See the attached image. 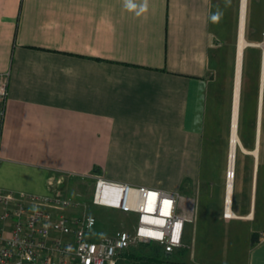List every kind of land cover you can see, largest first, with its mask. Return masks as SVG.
Returning <instances> with one entry per match:
<instances>
[{"label": "crops", "instance_id": "0c3cea01", "mask_svg": "<svg viewBox=\"0 0 264 264\" xmlns=\"http://www.w3.org/2000/svg\"><path fill=\"white\" fill-rule=\"evenodd\" d=\"M227 1L238 9V31L241 0ZM215 3L0 0V189L47 194L52 174H99L174 191L191 181L200 194L201 173L211 168L205 143ZM260 99L261 86L258 125ZM257 127L253 152L240 145L253 154L247 211L235 207L233 183L234 217L222 215L226 227L249 226L244 264H264ZM224 231L226 239L237 237ZM209 248V259L195 264H236Z\"/></svg>", "mask_w": 264, "mask_h": 264}, {"label": "rangeland", "instance_id": "374dc122", "mask_svg": "<svg viewBox=\"0 0 264 264\" xmlns=\"http://www.w3.org/2000/svg\"><path fill=\"white\" fill-rule=\"evenodd\" d=\"M216 15L211 35V67L214 100L207 110L209 136L207 144L210 152L211 168L209 173H201L199 179L200 194L192 191L191 181H185L178 191L195 200L193 223L186 224L183 234L184 246L165 256L152 243L139 244L131 247L125 255L119 257L118 264H141L142 259L154 256L160 259V264H195L208 258V249L212 255L221 259L223 263L234 261L236 264L245 263V233L249 229L243 224L224 226L222 215L225 210L226 185L228 176V157L230 151V129L232 120V101L235 77V54L237 45L238 9L234 1L230 5L227 0H215ZM234 5V6H233ZM264 0H247L246 9V41L260 42L263 28ZM239 21V19H238ZM252 44V43H251ZM261 85L260 50L257 47H247L243 52V64L240 86L239 116L237 134L241 146L245 151L255 149L258 126V98ZM259 192L261 197V177L264 171V82L263 99L259 117ZM207 147V148H209ZM241 147L236 149L234 170V203L235 207H242L247 211L249 199V185L253 170V154H245ZM204 162L208 160L206 157ZM94 175L74 176L52 174L49 176V192L78 202V208L73 214L94 216L97 220L95 230L89 238H98L102 234L113 233L118 229L130 228V219L118 211L95 206L92 203L94 192ZM177 191V190H176ZM195 195V197H194ZM258 204V208H259ZM193 224V225H192ZM229 226V225H228ZM228 230L231 235L224 236ZM218 233L220 238H215ZM250 233V232H249ZM193 235L196 237L195 251H193ZM225 237V238H224ZM218 239V240H217ZM209 243V244H208ZM208 244V245H207ZM210 245V246H209ZM241 252V253H240ZM131 255L132 258L128 256ZM139 255V256H138ZM138 256V258H136ZM140 257V258H139ZM209 259V258H208ZM211 259V258H210ZM210 261V260H209Z\"/></svg>", "mask_w": 264, "mask_h": 264}, {"label": "built area", "instance_id": "2783aa9c", "mask_svg": "<svg viewBox=\"0 0 264 264\" xmlns=\"http://www.w3.org/2000/svg\"><path fill=\"white\" fill-rule=\"evenodd\" d=\"M252 44L260 50L264 82V14L261 41ZM5 97L4 78L0 99ZM94 181L93 205L129 217L130 228L89 238L97 220L73 214L78 202L52 193L0 189V264H117L122 253L135 245L154 243L164 255L184 246L185 226L193 220V198L101 175ZM224 217L228 218L226 212Z\"/></svg>", "mask_w": 264, "mask_h": 264}, {"label": "bare ground", "instance_id": "6f19581e", "mask_svg": "<svg viewBox=\"0 0 264 264\" xmlns=\"http://www.w3.org/2000/svg\"><path fill=\"white\" fill-rule=\"evenodd\" d=\"M246 8H247V0H241L240 15L238 21V36H237V45H236V54H235V77H234V88H233L232 120H231L230 151H229V157H230L229 177L226 185L225 212L228 218L234 217V214L230 209L231 193L233 186L232 179L234 174L236 149L241 145L237 134V123H238V115H239V98H240L241 74H242V64H243V52L245 47L253 45L245 40L244 31H245ZM261 102L262 100L260 101V105ZM260 105H259V114H260ZM255 154L256 151H254V155Z\"/></svg>", "mask_w": 264, "mask_h": 264}, {"label": "trees", "instance_id": "16d2710c", "mask_svg": "<svg viewBox=\"0 0 264 264\" xmlns=\"http://www.w3.org/2000/svg\"><path fill=\"white\" fill-rule=\"evenodd\" d=\"M256 239H257V235L256 234H253L252 235V237H251V244H254L255 242H256ZM147 245H149V244H147ZM158 247H156V249L155 250H160L161 251V253L164 255V253L162 252V249H161V247L159 246V245H157ZM129 250V249H128ZM127 250V251H128ZM127 251H125L124 253H122V255H125L126 254V252ZM121 255V256H122ZM139 256V255H138ZM138 256L136 257V258H138ZM165 256H167V255H165ZM129 258H132V256L131 255H129L128 256ZM140 258V257H139ZM160 259H158L157 257H156V255H154V256H148V257H146L145 256V258L144 259H142V261H141V264H160V261H159ZM118 264V263H117Z\"/></svg>", "mask_w": 264, "mask_h": 264}, {"label": "water", "instance_id": "95a60500", "mask_svg": "<svg viewBox=\"0 0 264 264\" xmlns=\"http://www.w3.org/2000/svg\"><path fill=\"white\" fill-rule=\"evenodd\" d=\"M261 86H262V89H263V77L261 78ZM261 89V90H262ZM262 105V104H261ZM261 105H260V110H261Z\"/></svg>", "mask_w": 264, "mask_h": 264}]
</instances>
